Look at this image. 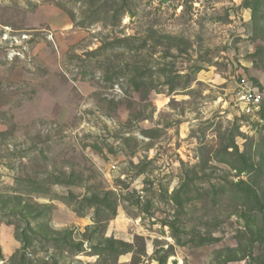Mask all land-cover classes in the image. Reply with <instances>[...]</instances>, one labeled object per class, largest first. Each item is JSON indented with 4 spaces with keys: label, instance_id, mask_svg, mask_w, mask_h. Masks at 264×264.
Instances as JSON below:
<instances>
[{
    "label": "rangeland",
    "instance_id": "rangeland-1",
    "mask_svg": "<svg viewBox=\"0 0 264 264\" xmlns=\"http://www.w3.org/2000/svg\"><path fill=\"white\" fill-rule=\"evenodd\" d=\"M264 0H0V264H264Z\"/></svg>",
    "mask_w": 264,
    "mask_h": 264
},
{
    "label": "built area",
    "instance_id": "built-area-1",
    "mask_svg": "<svg viewBox=\"0 0 264 264\" xmlns=\"http://www.w3.org/2000/svg\"><path fill=\"white\" fill-rule=\"evenodd\" d=\"M237 98L244 112L251 114L258 111L263 102L264 95L262 92L255 89L243 88L238 91Z\"/></svg>",
    "mask_w": 264,
    "mask_h": 264
}]
</instances>
